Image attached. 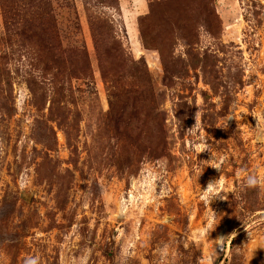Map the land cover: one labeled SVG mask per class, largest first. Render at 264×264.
Segmentation results:
<instances>
[{
	"label": "rangeland",
	"instance_id": "374dc122",
	"mask_svg": "<svg viewBox=\"0 0 264 264\" xmlns=\"http://www.w3.org/2000/svg\"><path fill=\"white\" fill-rule=\"evenodd\" d=\"M122 252L264 264V0H0V264Z\"/></svg>",
	"mask_w": 264,
	"mask_h": 264
},
{
	"label": "clouds",
	"instance_id": "9594fccd",
	"mask_svg": "<svg viewBox=\"0 0 264 264\" xmlns=\"http://www.w3.org/2000/svg\"><path fill=\"white\" fill-rule=\"evenodd\" d=\"M233 117L234 116H229L228 120L233 118ZM213 159H214V157L212 159H210L209 161H211ZM208 166L213 167L212 164H209ZM214 168L219 170L218 167H214ZM219 182H220L219 179H215L213 181H210L208 183L206 189H202L203 198L208 205H210V202H212L216 198L222 199V196L220 195L221 193L218 191ZM257 183H258V179L254 175H248L245 177V184L247 187H249V188L255 187L257 185ZM210 233L208 234V238H209ZM216 242H217L216 245L222 246L223 237L216 239ZM128 259H129V254L127 252H122L120 264H127ZM24 264H39V258L35 257V256L26 257Z\"/></svg>",
	"mask_w": 264,
	"mask_h": 264
}]
</instances>
